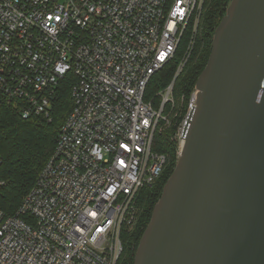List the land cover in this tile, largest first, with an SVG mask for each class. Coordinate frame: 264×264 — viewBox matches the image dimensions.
I'll use <instances>...</instances> for the list:
<instances>
[{
    "label": "built area",
    "instance_id": "built-area-1",
    "mask_svg": "<svg viewBox=\"0 0 264 264\" xmlns=\"http://www.w3.org/2000/svg\"><path fill=\"white\" fill-rule=\"evenodd\" d=\"M204 2L0 0V103L25 119L51 120L66 80L73 101L17 213L0 209V264H117L136 199L167 164L155 139L171 125L175 82ZM183 39L174 79L153 91V76L175 60ZM197 94L195 87L172 136L178 153Z\"/></svg>",
    "mask_w": 264,
    "mask_h": 264
},
{
    "label": "water",
    "instance_id": "water-1",
    "mask_svg": "<svg viewBox=\"0 0 264 264\" xmlns=\"http://www.w3.org/2000/svg\"><path fill=\"white\" fill-rule=\"evenodd\" d=\"M134 264H264V0H231Z\"/></svg>",
    "mask_w": 264,
    "mask_h": 264
},
{
    "label": "trees",
    "instance_id": "trees-1",
    "mask_svg": "<svg viewBox=\"0 0 264 264\" xmlns=\"http://www.w3.org/2000/svg\"><path fill=\"white\" fill-rule=\"evenodd\" d=\"M231 0H205L195 43L182 72L174 86L175 105L171 112V125L155 139V149L167 156L161 177L151 186L144 187L137 199V220L124 228L123 251L117 264H134L140 239L148 226L153 209L163 187L173 173L179 153L178 143L172 136L186 116L188 101L196 87L197 79L205 68L212 49L213 35L226 14ZM186 46L180 47L177 57L153 76L151 89L157 91L169 85L175 77L177 62ZM73 101L68 81L58 89L52 119L23 118L14 104L0 103V209L6 215H15L24 198L35 185L39 174L52 155L58 133ZM171 106L167 107V111Z\"/></svg>",
    "mask_w": 264,
    "mask_h": 264
},
{
    "label": "flooded vegetation",
    "instance_id": "flooded-vegetation-1",
    "mask_svg": "<svg viewBox=\"0 0 264 264\" xmlns=\"http://www.w3.org/2000/svg\"><path fill=\"white\" fill-rule=\"evenodd\" d=\"M179 158V157H178ZM178 161V160H177ZM177 164V163H176Z\"/></svg>",
    "mask_w": 264,
    "mask_h": 264
}]
</instances>
